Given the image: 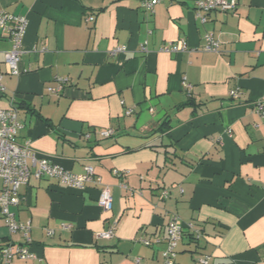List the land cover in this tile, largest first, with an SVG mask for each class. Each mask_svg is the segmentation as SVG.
Listing matches in <instances>:
<instances>
[{
	"label": "crops",
	"instance_id": "crops-1",
	"mask_svg": "<svg viewBox=\"0 0 264 264\" xmlns=\"http://www.w3.org/2000/svg\"><path fill=\"white\" fill-rule=\"evenodd\" d=\"M234 1L202 21L198 0H161L153 13L139 0H0L27 20L17 75L0 29V109L17 108V142L72 173L94 170L83 188L29 177L11 211L30 241L0 212V248L22 243L31 256L8 264H165L173 216L183 234L172 264H264V114L253 107L264 99V0ZM208 33L217 52L202 50ZM179 38L190 50H160ZM96 177L110 188L108 212Z\"/></svg>",
	"mask_w": 264,
	"mask_h": 264
},
{
	"label": "built area",
	"instance_id": "built-area-1",
	"mask_svg": "<svg viewBox=\"0 0 264 264\" xmlns=\"http://www.w3.org/2000/svg\"><path fill=\"white\" fill-rule=\"evenodd\" d=\"M161 0H139L140 7L148 13L154 12V7ZM235 6V1L230 0H198L196 11L202 21L207 20V12L213 9L227 10ZM88 20H93V16H88ZM27 25L24 16L10 14L0 9V29L8 35L10 48L4 53V61L8 66L9 73L18 74L17 63L21 54V43ZM204 45L202 50L217 52L219 41L210 33L204 37ZM124 46H117L112 52L124 51ZM141 50L146 51L145 44L141 45ZM166 53H178L190 50L184 38H179L177 44L168 42L167 45L160 49ZM0 75V92L4 90L1 83ZM66 79L59 78L56 86H49L47 89L52 93H59ZM184 87L190 92V85L184 82ZM237 89H230L229 95L232 98L238 96ZM254 110L260 114H264V99L254 103ZM127 114L131 113V109H127ZM21 128L18 118V110L13 105L6 109H0V212L2 218L10 232L14 234L20 232L25 242H29V222H19L16 220L11 206L21 201L19 188L28 182L31 175L40 178L43 175L55 177L67 186L75 188H83L85 182L90 181L94 175L92 166L85 165L83 174L72 173L63 167L54 164L50 159L41 155L30 147L29 141L24 143L17 142V133ZM113 133L110 128L100 131L102 136H109ZM120 172H116L118 175ZM95 182L100 185L97 197V204L102 212H108L112 208V195L108 185L102 184L99 177L95 178ZM123 185V184H122ZM124 186V185H123ZM167 192H162L166 196ZM114 225H110L107 229L99 232L98 237L111 238L114 232ZM186 227L190 229L196 237L200 236V231L195 228L192 223H187ZM51 234V230H47ZM167 246L162 251L165 264H172V259L176 254L177 244L183 234V225L178 221L177 216H173L166 226ZM142 243L148 245L150 241L141 237ZM31 256L28 248L22 243L8 242L0 248V260L4 264H8L14 257L27 259ZM209 256H202L198 259V264H208Z\"/></svg>",
	"mask_w": 264,
	"mask_h": 264
},
{
	"label": "trees",
	"instance_id": "trees-1",
	"mask_svg": "<svg viewBox=\"0 0 264 264\" xmlns=\"http://www.w3.org/2000/svg\"><path fill=\"white\" fill-rule=\"evenodd\" d=\"M43 120H44V121H48L47 119H44V118H43ZM164 124H166V122H163V123H162V125H164ZM160 128H161V127H160ZM192 235H193V234H192Z\"/></svg>",
	"mask_w": 264,
	"mask_h": 264
}]
</instances>
